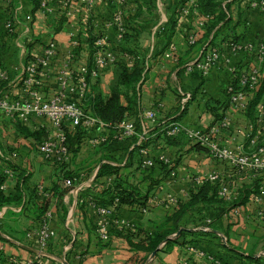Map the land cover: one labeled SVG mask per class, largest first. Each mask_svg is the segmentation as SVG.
I'll use <instances>...</instances> for the list:
<instances>
[{
  "label": "crops",
  "instance_id": "1",
  "mask_svg": "<svg viewBox=\"0 0 264 264\" xmlns=\"http://www.w3.org/2000/svg\"><path fill=\"white\" fill-rule=\"evenodd\" d=\"M63 1L65 0H49L50 11L46 12L39 6L35 7L32 0H0V65L8 70L10 82L5 84V87L12 95H17L20 91L18 82L13 81L20 73L26 56L42 54L44 47L51 40L56 43V54L49 63L48 84L43 86L46 96L55 89L57 74L63 62L68 58L67 52L72 48L73 39L78 42L75 48L76 56L70 60L75 70L89 63V50L86 42L89 32L103 33L107 42L106 49L115 53L116 60L120 57L117 54L119 40L116 39V31L112 24L115 12L120 9L117 0H67L66 9L62 7ZM142 1L151 5L150 11L144 5L139 8L134 2L123 5V10L129 15H133L137 10L141 11L136 19L142 27L136 46L147 57L149 66L146 78L140 86L138 112L150 109L153 104L162 101L164 108L161 117L172 114L176 112L184 97L189 95L186 112L181 119L184 126L208 130L228 116L229 125L227 128H219L215 140L219 146H227L231 149H235L241 143L244 144L246 138L243 131L250 120L245 111L233 109L230 104L224 107L226 102L224 90L230 80L226 69L222 67L211 70L206 76L198 70L185 73L167 54L168 48L174 45L179 59L188 60L197 55L199 43L203 40L205 32L199 25L203 16L197 9H191L184 19L178 21L173 33L169 36L168 21L173 17L174 0ZM230 8L233 19L241 13V18L246 20L245 25L241 23L235 27V32L239 33L244 30V40L254 42L264 40V12L245 8L241 3L238 6L236 2L231 4ZM62 14L65 20L60 22ZM27 16H30V20H27ZM7 21L12 24V33L5 32L4 25ZM153 24L154 26L161 24L163 31L155 35L152 31L154 28L151 27ZM57 27L59 30L54 31ZM189 33L196 34V42L192 45H189L186 40ZM224 33L217 36L213 42L223 50H225L224 41L221 39ZM210 38H212V33L209 35ZM231 59L241 67L252 63L251 59L242 53L231 55ZM116 60L101 69L96 78L97 81L91 80L95 92L106 95L110 87L116 83L119 74ZM127 61L131 63V60ZM216 114H220L221 119H218ZM135 116L136 112L128 115L133 120ZM18 125L30 131L50 127L48 120L43 118L33 119L24 124L0 111V151L6 156V158H0V170H3L6 164L11 163L18 171L29 174V178L20 184L24 200L28 201L29 205L24 209L22 206L12 205L0 207L2 225L0 235L7 239L6 241L0 240V248L22 259L37 256L34 245L27 243L26 232L39 224V220L35 219L37 209L31 204L32 202L39 203L41 195L38 198H31L30 189L36 184L42 186L44 184L46 189L50 188L63 168L74 175L83 174L79 179L83 189L70 188L51 208L48 225L51 236L47 249L42 252L41 264H134L133 260L138 258V255L142 256V253L134 251L124 236L113 232L108 241L98 238L94 231L98 217L88 204V196L83 197L82 194L108 185L115 175L121 176L133 186L141 187L146 184L144 176L149 170L143 171L139 167L140 154L130 152L132 146L126 150V142H112L111 145L97 148L90 147L91 138L101 133L93 128L81 136L80 148L78 152L71 155L70 163L57 167L42 158L37 150L38 141L20 131ZM153 126L154 124L148 128V131ZM67 128L70 132L74 130L68 125ZM139 133L137 140L140 139V135L143 138L145 135L142 131ZM180 139L178 145H167L162 143L159 135V138L151 142L148 148L152 155L163 154L169 159L170 165L172 162V169L168 174L163 175L161 169L155 166L151 169V176L162 178L160 182L168 192H172L177 197H184L193 185L194 178L203 176L212 170L226 171L229 165L210 156L206 146H190L191 144L185 140L184 136H180ZM103 163L116 166L117 172L97 176ZM4 182L6 188H12L16 179L12 176L6 178ZM234 182L238 189L251 184L241 175H235ZM241 206L242 209L250 211L254 209V205L250 202ZM167 211L163 205L157 203L143 213L125 208L122 215L132 219L139 226L141 230L139 229L137 235L142 237L143 232L152 228L154 222ZM183 223L188 231H212L219 236L220 241H217L216 237L194 238L191 246L222 256L230 264L254 263L234 258L225 247L235 248L247 254L249 248L257 247L259 240L264 236V226L253 227L247 221L244 222L242 217L235 218L223 204H198L185 215ZM224 234L229 236L226 244L222 242L225 238ZM185 239L189 241L192 236L186 235ZM247 239L254 241L248 244ZM256 243L258 244L255 245ZM186 245L173 243L169 251H158L151 260V264H206L204 258L190 254ZM245 246L249 247L248 250ZM81 254L83 256L80 260Z\"/></svg>",
  "mask_w": 264,
  "mask_h": 264
},
{
  "label": "built area",
  "instance_id": "2",
  "mask_svg": "<svg viewBox=\"0 0 264 264\" xmlns=\"http://www.w3.org/2000/svg\"><path fill=\"white\" fill-rule=\"evenodd\" d=\"M49 0H39V8L50 11ZM121 4L122 0H117ZM90 3V2H89ZM250 8L264 12V0H251ZM196 0H187L186 5L182 8L179 15V20L184 19L191 9H196ZM62 7L66 9L67 0L62 2ZM30 20V16L26 17ZM206 16L199 21V25L203 26V21ZM112 24L116 29V39L119 40L124 31L121 9H118L112 19ZM5 32L12 33V24L7 21L4 25ZM187 43L192 45L195 43V34L189 33L187 35ZM105 42V37L99 39L97 44L101 45ZM78 42L71 41V50L67 52V59L63 62L56 80L54 91L46 96L43 92V86L50 79L49 63L56 54V43L49 41L42 54L35 56L32 60L25 62L21 66V71L16 76L13 82H18L19 93L12 95L5 87V84L10 82L8 70L0 66V111L6 116L16 118L21 123H28L33 119L44 118L50 123L48 129H44L45 136L43 140L37 145V150L42 158L52 164L61 165L68 162L71 158V153L68 149L67 142V125L76 129L79 127L83 131H88L96 128L101 132L91 140V145L94 147L97 144H103L108 138V130L105 124L97 117L86 112L81 106V100L89 92L91 80L96 79L101 69L108 63L116 60V55L113 51L108 49L98 50L94 55L91 67L86 65L79 66L76 70L72 68L70 60L76 56L75 48ZM205 52L198 51L197 55L183 65L184 72L188 73L192 70H198L203 76L210 73L211 70L221 69L224 67L229 74V82L225 86L226 94L229 97L230 107L236 110L244 111L249 98L257 85L258 68L262 61V54L264 52L261 41L254 42L250 40H243L237 42H224L222 47L207 43ZM254 54V61L245 67H238L232 59L231 55L236 54ZM168 57L175 63L179 62V56L176 53V47L171 45L167 51ZM127 56V55H125ZM237 78L238 84L241 86L235 90L232 85V80ZM189 95L185 96L183 101H187ZM185 102H181L183 105ZM164 108V103L158 101L152 105L150 109L142 110L138 113V118L141 123L142 133L145 134L148 128L157 122V117ZM255 123L247 122L245 130L243 131L245 138L249 143L245 149L244 144H239L235 149L227 146H219L215 140L219 128L226 127L227 121L223 119L217 125H213L208 130L200 128H190L177 123L171 124L166 130L168 136H184L185 140L192 144H199L206 146L207 150L213 158L226 162L229 165V170L219 171L212 170L203 176H198L194 179L195 183L203 184L204 182H217L219 187L217 195L227 200H233L238 195V188L233 186L232 180L235 175H241L249 182H253L258 176L264 175V145L254 147L257 142L264 140V98H262L255 106ZM126 118V117H125ZM123 118L113 131L112 138L116 140H123L125 138L133 137L136 134V127L134 121ZM107 130V132H106ZM137 144L143 139L140 135ZM133 147V145H132ZM140 166L143 169L152 167L155 164V158L149 151V148H140ZM0 156L2 154L0 153ZM156 159L168 163L169 159L159 154ZM5 174L12 176L13 172L8 168L5 169ZM83 174L75 175L73 178L64 180L66 187L75 190L83 189L79 178ZM6 184L2 183L0 189L4 190ZM40 194L47 195L42 185L38 186ZM162 189L159 186L155 195L150 200L149 205L153 207L160 203L165 206L167 203H175L177 198L170 193L164 194L159 198L158 192ZM39 194V195H40ZM117 200V199H115ZM254 205L252 211L242 209L241 205L233 206L230 210L232 216L243 217L248 220L254 219L264 221V184L259 188V192L251 196L248 201ZM89 206L95 210L99 216L98 222L95 226V231L101 240L106 241L111 232H123L134 227V221L130 218L120 216L116 209L110 206H97L94 201L88 198ZM150 209L149 206L141 209V212H146ZM51 214L48 211L40 226L37 229H32L27 233V237L35 235V242L39 249H43L46 245L51 232L48 228V220ZM225 240V238H223ZM188 250L196 256L205 258L210 264H220L214 256L189 246ZM37 252H43L42 250ZM256 257H264V250L259 251ZM16 260L15 258L13 259ZM21 262V261H20ZM22 264H38L35 259H28L21 262Z\"/></svg>",
  "mask_w": 264,
  "mask_h": 264
},
{
  "label": "trees",
  "instance_id": "3",
  "mask_svg": "<svg viewBox=\"0 0 264 264\" xmlns=\"http://www.w3.org/2000/svg\"><path fill=\"white\" fill-rule=\"evenodd\" d=\"M32 1L35 7L39 6V0ZM122 1L123 2L120 4V9L122 14L124 31L122 33L121 38L119 39V44L117 45V54L120 55V57L117 58L115 62L116 64H118L119 68L117 81L110 87L109 92L106 95L95 92V87L91 83L89 92L81 100V106L86 112L99 118L105 124L106 129L108 130V138L106 142L103 143V145H111L112 142H126V150L133 145L130 152H137L138 154H140L139 149L148 148L151 142H154L157 138H159V135L163 144L178 145L180 144V136L182 135L168 136L166 135V130L170 127L171 124L174 123L180 124L181 126L183 125L181 123V119L186 112V105L188 102L184 103L183 105L180 104L176 112L172 114H167L161 117L160 113L157 117V122L152 128L149 129L147 133H145L144 138L139 142V144H137V136L140 134L139 131H142L140 130L141 126L139 124V118L137 116L139 113L138 111L140 101V86L142 81L146 78V71L149 66L147 57L136 46L141 32L140 29L142 28L141 25L136 22V19L140 15L141 11L137 10L133 15H129V13H126L125 10H123V5H125L126 3L134 2L138 4L139 8L143 5L146 6L149 11L151 10V5L142 0ZM250 1L251 0H196L195 7L198 10L199 14L207 17L203 21L202 28L205 32L203 34V40L199 43V51L203 50L204 53L206 48L205 45L207 43L214 44L213 42L215 38L219 35H222L223 32L225 33L223 34L221 41H243L245 31L242 30L239 33L235 32V27L237 25H240L241 23L242 25H245L246 20L241 18V13L238 14L236 19H233V16L230 12V7L231 4L236 2L238 6H240L241 3L245 6V8L249 9ZM186 2L187 0H174L175 10L173 12V17H171L168 21L169 24L167 32L169 36H171L175 27L178 24L179 15ZM64 20L65 17L62 14L59 21L62 22ZM58 30L59 27L54 28V31ZM161 31H163V29ZM211 33L212 38L209 39V35ZM103 37L105 36L101 32H89L87 36L86 42L89 50V67H91L93 57L97 53V51L107 48L106 40L101 45L97 44V41ZM261 43L264 49V40H261ZM246 56L251 59L252 62L254 61V54H246ZM34 57L35 56L28 54L24 62L32 60ZM127 60H131V63H129ZM188 60H182L180 58L177 66L181 67ZM237 66L241 67L239 65ZM181 69L184 71L182 67ZM95 81L97 80L95 79L94 82ZM232 85L235 90L241 88V86L237 82L236 77L232 80ZM224 93L226 95V102L224 104L225 107L229 104V97L226 94L225 90ZM262 98H264V52L262 54V61L260 62L258 68L256 88L253 92V95L249 98L246 108L244 110L246 116L252 123H255L256 119L255 106ZM131 112H136V116L134 117L136 134L133 137L125 138L123 140H116L112 138V133L113 131H115L117 124L123 118L128 117ZM216 117L218 119H221L222 116L220 114H216ZM18 129L22 132H25L27 135L32 136L36 141H42L45 136V131L41 128L30 131L28 128L18 125ZM83 133V130H81L79 127L74 129L72 132H67L68 149L71 155L78 152L81 142L80 139ZM248 143L249 141L246 138L244 142L245 149L247 148ZM261 144L264 145V140L261 142H257L254 147H257ZM195 145L199 146V144ZM195 145L191 144L190 146ZM152 156L155 158V164L152 167L147 168L149 171L147 169L142 168L143 171H148L147 174L144 176V182H146V184H143V186H133L127 183L121 176L115 175L113 180L108 185H105L102 188L98 189H91L86 194H82V196H88V198L94 201L97 206H110L115 208L117 214L120 216H123L122 211L125 208L137 211L139 213H141V209L145 208L146 206H149L151 208L149 202L155 195V191L158 189L159 186H162L163 188V184L160 182L162 178H153L151 176V169L157 166L159 167V169H161L163 175L168 174L172 169V162L170 165L169 162L164 163L163 161L157 160L156 156ZM140 159L139 167L141 168ZM5 166L7 169L9 168L13 172V177L16 179V182L12 188H6L5 190L0 189V207L12 205L22 206V209H24L26 208V206L29 205V203L28 201L26 202V200H24V194L20 184L24 183L29 178V174L23 171H18L16 166L11 163L6 164ZM117 170L118 168L116 166L110 165L108 163H103L98 170L97 176H102L105 173H116ZM74 176V173L70 171H65L63 168L60 170L59 175L57 176L56 180L52 182L50 188H45L47 195L41 196L39 203L32 202L31 205H34L37 209L35 219L40 220L41 218H43L44 215L48 211H50L54 205L57 204L59 198L70 189V187H66L64 185V180L67 178L71 179ZM5 179L6 175L2 170H0V185L5 181ZM262 184H264V175L258 176L253 182H251L250 185L240 188L238 190L237 197L229 202L217 195V190L219 187L217 182L207 181L200 185H191L185 197H179L175 203H167L164 206V208L167 209L169 212L167 211V213L161 216L160 219L156 220L152 228L144 231L142 237H139V235H137V232L140 228L135 222L133 228L116 233L118 235L124 236L134 251L141 252L146 255L142 256L140 260H138L137 258L133 260L134 264H143L146 260V257L153 250H155L166 237L174 234L181 228L182 231L180 235L175 240L167 241L162 246L160 251H169L173 243L187 244L186 246L189 247L193 245V243L191 242H193L194 238L202 239L204 237H217V235L214 234V232L212 231H188L185 229L183 219L185 215L191 211L192 208H194L198 204H223L229 208L246 204L250 200L252 195L257 194L259 192V188ZM37 186L38 184L32 187V189H30L31 198L39 197ZM186 235L192 236V239H190L189 241L186 240ZM136 238L138 239L135 240ZM0 240L6 241L7 239L0 235ZM225 248L234 256V258H237L241 261L247 260L254 264H264V257H255L253 252H248L247 254H244L243 252H240L235 248ZM201 250L217 258L220 264H230L222 256L216 255L212 252H208L204 249ZM13 259L14 257L12 255L6 253L4 249L0 248V264H22L18 259H16L15 261Z\"/></svg>",
  "mask_w": 264,
  "mask_h": 264
},
{
  "label": "rangeland",
  "instance_id": "4",
  "mask_svg": "<svg viewBox=\"0 0 264 264\" xmlns=\"http://www.w3.org/2000/svg\"><path fill=\"white\" fill-rule=\"evenodd\" d=\"M151 27H153L154 29L152 30L153 32H154V34L155 35H157L158 33H160V31L162 30V27L163 26H161V24H158V25H155L154 26V24L151 26ZM192 59V58H191ZM190 59V60H191ZM189 61V60H188ZM187 61V62H188ZM184 64H186V62L184 63ZM183 64V65H184ZM183 65L181 66L183 69H184V67H183ZM1 66V65H0ZM1 67H3V66H1ZM46 84H48V83H46ZM188 101V100H187ZM187 101H181V102H187ZM44 119V118H43ZM125 119H127V120H130V121H132L133 119L132 118H130V117H126ZM224 120L225 121H227V125H229V117L227 116V117H225L224 118ZM134 121V120H133ZM139 121V120H138ZM139 124L141 125V123H140V121H139ZM226 128H227V126H226ZM40 129V128H39ZM41 129H43V127L41 128ZM83 132H86V131H83ZM93 139V137L91 138V140ZM91 140H90V143H91ZM41 142V140H39L38 141V143H37V145H39V143ZM89 143V146L90 147H93L91 144ZM100 146H103V144L101 143V144H97L96 146H94L93 148H97V147H100ZM0 153L2 154V156H0V158L1 159H3V158H6V156L0 151ZM72 158V157H71ZM71 158H70V160L68 161V162H66V163H64V164H61V165H56L57 167H63L64 165H66V164H69L70 163V161H71ZM0 159V160H1ZM53 165H55V164H53ZM5 169H7L6 167L5 168H3V172L5 171ZM225 170H229V169H225ZM4 174H5V172H4ZM80 174V173H79ZM79 174H77V175H79ZM6 175V178H10V177H12L13 176V174H12V176H8L7 174H5ZM198 177V176H197ZM80 179V178H79ZM193 179V178H192ZM195 179V178H194ZM194 179H193V185H197L196 183H195V181H194ZM3 183H5V182H3ZM232 183H233V186L235 187V189H236V183L234 182V180H232ZM198 185H200V184H198ZM39 186V185H38ZM38 186H37V189H38ZM43 189L45 190V186H44V184H43ZM239 190V189H238ZM38 192H39V189H38ZM156 192V191H155ZM166 194V193H170V194H172L173 196H175L172 192H168L167 190H165L164 189V186H163V188L158 192V194L159 195H163V194ZM39 194H40V192H39ZM41 196H43V194H40ZM39 195V196H40ZM186 195V194H185ZM163 196H160L159 198H162ZM177 199L179 198V197H177V196H175ZM185 197V196H184ZM224 199V198H223ZM224 200H226L227 202H229V201H231V200H227V199H224ZM91 208V207H90ZM229 207H227L226 206V210L228 209ZM92 209V208H91ZM94 212H95V210L94 209H92ZM229 211L231 210V207L228 209ZM95 214H96V212H95ZM97 215V214H96ZM45 216V215H44ZM97 217H98V219H99V216L97 215ZM235 218H236V216H234ZM241 218V217H240ZM243 218V217H242ZM43 220V218H41L40 220H39V224H37L35 227H33L32 229H37V228H39V226H40V222ZM243 220H244V222H246L247 221V223H249V224H251V226H255V227H263L264 226V221H258V220H254V219H251V220H248V219H246V218H243ZM0 222H1V218H0ZM97 222H98V220L96 221V224H97ZM96 224H95V226H96ZM204 224L205 225H208L207 223H205L204 222ZM254 224V225H253ZM48 225H49V220H48ZM94 226V227H95ZM2 228V225H1V223H0V229ZM32 229H29L27 232H26V239H27V243H31L32 245H34V247L36 248V250L37 251H45L46 249H47V247H48V242H49V239H50V236H51V234H50V236H49V238H48V240L46 241V245L44 246V248L43 249H39V247L37 246V244H36V242H35V240H36V238H35V235H31L30 237H27V233H29ZM50 231V230H49ZM94 231H95V228H94ZM113 232H115V231H112L111 233H113ZM95 233H96V231H95ZM96 235H97V233H96ZM111 235V234H110ZM173 235V234H172ZM98 236V235H97ZM224 236H225V240L223 239L222 240V242L224 243V244H226L228 241H229V236H228V234H224ZM99 238V237H98ZM109 238H110V236H109ZM109 238L106 240V241H108L109 240ZM217 239V241H220V238H219V236H217L216 237ZM100 239V238H99ZM101 240V239H100ZM102 241H104V240H102ZM254 240H252V239H247V243L249 244L250 242L252 243ZM260 242H259V244H261L260 246H259V244L258 243H256L255 245H257V247H254V248H249L248 246L246 247L245 246V249L246 250H248V248H249V252H253L254 253V255H256L259 251H261V250H264V236L262 237V239L261 240H259ZM160 251V250H159ZM189 253L190 254H192V255H195L194 253H192V252H190L189 251ZM151 254V253H150ZM150 254L146 257V260L144 261V263L143 264H151V260L154 258H151L150 257ZM36 257H34V258H18V257H15V256H13L15 259H18L19 261H25V260H28V259H35V261L38 263V264H41V261H42V259H41V257H42V255H43V253H41V252H37L36 253ZM79 256V255H78ZM83 255L81 254V256H80V260H81V257H82ZM142 256H146L144 253H142ZM142 256H139L138 255V260H140V258L142 257ZM196 256V255H195ZM196 257H199V256H196ZM76 258H78V257H76ZM199 258H202V257H199ZM205 259V258H204ZM206 260V259H205ZM206 264H210V262H208L207 260H206Z\"/></svg>",
  "mask_w": 264,
  "mask_h": 264
},
{
  "label": "water",
  "instance_id": "5",
  "mask_svg": "<svg viewBox=\"0 0 264 264\" xmlns=\"http://www.w3.org/2000/svg\"><path fill=\"white\" fill-rule=\"evenodd\" d=\"M181 231H182V228L179 229L177 232H175L173 235H170V236L166 237V238L163 240V242H162V243H161V244H160L155 250H153V251L151 252L150 257L153 258V257L156 255V253L162 248V246H163L167 241H169V240H175V239L180 235Z\"/></svg>",
  "mask_w": 264,
  "mask_h": 264
}]
</instances>
